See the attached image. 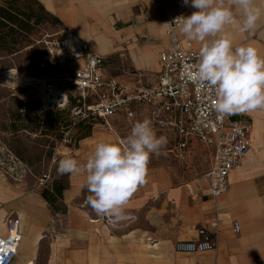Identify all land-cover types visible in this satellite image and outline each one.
<instances>
[{"label":"crops","instance_id":"obj_1","mask_svg":"<svg viewBox=\"0 0 264 264\" xmlns=\"http://www.w3.org/2000/svg\"><path fill=\"white\" fill-rule=\"evenodd\" d=\"M36 1L93 52L107 55L125 49L138 70L155 69L153 79L143 78L147 83L156 80L158 54L168 45L165 16H187L194 10L183 0ZM228 30L234 47L251 45L264 56V17L253 32H240L237 26ZM174 31L181 42L200 49L179 25ZM135 78L118 79L132 83ZM136 117L149 118L145 108H138L132 118H109L108 126L98 121L78 139L71 157L84 163L97 143L120 139L111 127L115 121ZM237 117L250 125V151L230 171L225 192L212 198L204 176L175 183L168 166H148L147 183L126 206L131 218L112 224L86 204L90 193L85 174L67 175L63 209L58 210L37 190L25 189L0 171V234L6 233L4 220L10 214L18 218L22 234L12 264H264V110ZM163 130L174 135L171 129ZM213 220L215 228L209 226ZM233 222L239 224L238 232ZM201 226L214 231L213 250L173 249L177 240L194 239Z\"/></svg>","mask_w":264,"mask_h":264},{"label":"built area","instance_id":"obj_2","mask_svg":"<svg viewBox=\"0 0 264 264\" xmlns=\"http://www.w3.org/2000/svg\"><path fill=\"white\" fill-rule=\"evenodd\" d=\"M179 16H165L168 45L158 54L159 71L152 83L140 76L125 83L107 73L104 58L70 28L63 27L60 38L53 44L58 49L56 61L61 71L30 78L23 85L37 88L42 109L66 110L75 123L101 121L108 126L113 116L132 118L138 108H145L153 125L173 131L179 148H186L194 140L207 150L210 160L204 179L209 195L215 198L227 190L230 171L250 151V125L238 114L221 118L214 109L213 93L198 89L188 78L186 66L196 64L199 50L189 41L181 42L175 33L174 27L180 22L174 26V21ZM66 64L70 68L66 69ZM104 219L112 224L109 218ZM4 224L6 233L0 234V264H12L22 234L13 214L6 217ZM209 226L215 228L216 220ZM233 230L238 232L237 222H233ZM196 231L194 239L177 240L173 249L186 253L213 250L214 231L205 226Z\"/></svg>","mask_w":264,"mask_h":264},{"label":"rangeland","instance_id":"obj_3","mask_svg":"<svg viewBox=\"0 0 264 264\" xmlns=\"http://www.w3.org/2000/svg\"><path fill=\"white\" fill-rule=\"evenodd\" d=\"M1 16L4 25L0 24V171L25 189L53 195V206L62 210L61 194L57 196L53 190L66 186L68 174L57 173L53 158L58 162L71 156L78 139L99 122L75 123L66 110H44L36 87L12 84L4 76V71L11 68L30 78L59 73V57L52 53L63 28L61 22L36 0H0V20ZM101 57L106 72L118 78L153 79L155 69L138 70L125 49ZM65 67L70 68L67 64ZM142 119L115 121L116 125L111 127L123 138L130 133L133 123ZM153 127L158 136L167 137L168 143L161 155L151 156L148 166H168L175 183L203 179L210 160L207 150L195 141L181 149L172 133Z\"/></svg>","mask_w":264,"mask_h":264},{"label":"clouds","instance_id":"obj_4","mask_svg":"<svg viewBox=\"0 0 264 264\" xmlns=\"http://www.w3.org/2000/svg\"><path fill=\"white\" fill-rule=\"evenodd\" d=\"M194 9L181 15L179 27L190 41L201 44L188 78L198 89L213 93L214 109L221 117L264 110V56L251 45L234 47L228 30L255 31L264 17V0H183ZM22 111V110H21ZM150 118L133 123L130 133L117 141L99 142L84 163L71 156L57 162V173L85 174L90 193L86 204L111 223L130 219L126 206L138 188L147 183L151 156L167 145Z\"/></svg>","mask_w":264,"mask_h":264},{"label":"bare ground","instance_id":"obj_5","mask_svg":"<svg viewBox=\"0 0 264 264\" xmlns=\"http://www.w3.org/2000/svg\"><path fill=\"white\" fill-rule=\"evenodd\" d=\"M177 26L174 27V30ZM167 28V25H166ZM55 48V52H53V54L55 56L58 55V49L54 46ZM53 48V49H54ZM61 59V58H60ZM4 74H6V76H8L9 80L11 81L12 84H18V85H23L25 84L27 81L30 80V77H23L18 70L11 68L9 70L4 71ZM16 80V81H15ZM37 94H40V92H37Z\"/></svg>","mask_w":264,"mask_h":264},{"label":"trees","instance_id":"obj_6","mask_svg":"<svg viewBox=\"0 0 264 264\" xmlns=\"http://www.w3.org/2000/svg\"><path fill=\"white\" fill-rule=\"evenodd\" d=\"M4 16H1V20H0V24L1 25H4ZM5 19H10L9 17H7V18H5ZM64 188V186H60V187H57V188H55L53 191H54V193H55V195H60L61 194V192H62V189ZM41 195H42V197L47 201V203L49 204V205H51V206H53V203H54V196L52 195H48L47 194V192L46 191H44V192H42L41 193ZM54 207V206H53Z\"/></svg>","mask_w":264,"mask_h":264}]
</instances>
